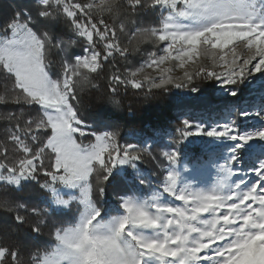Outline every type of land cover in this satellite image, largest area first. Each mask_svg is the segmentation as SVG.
Returning <instances> with one entry per match:
<instances>
[{"label":"snow or ice","instance_id":"obj_1","mask_svg":"<svg viewBox=\"0 0 264 264\" xmlns=\"http://www.w3.org/2000/svg\"><path fill=\"white\" fill-rule=\"evenodd\" d=\"M126 3L133 13L147 10L154 18L159 13L158 26L138 27L132 34L158 47L129 76L114 72L110 85L186 88L204 75L227 88L254 73H264V0ZM120 7L118 0H33L27 11H16L4 22L0 79L11 88L6 86L0 93V104L27 111L0 114L9 123L6 141L0 144V184L19 188L42 172L52 182L40 185L51 193V211L70 209L78 201L79 216L67 227L53 226L55 247L33 254L28 262L21 261L14 246L0 244V264H264V127L247 132L237 128L238 119L249 115L264 121V106L249 113L230 105L228 118L212 127L185 119L159 156L152 155L150 145L120 144L114 131H87L77 93L91 84L92 74L105 71L117 56L127 59L130 52L119 42L117 28L121 33L126 30ZM105 14L113 18L112 23ZM74 47L81 52H73ZM53 49L60 64L55 73L48 60ZM201 57L211 61V68L200 64L185 71L182 80L168 75L171 67H161L172 61L183 69ZM145 67L159 76L145 74L143 81L137 80ZM218 67L223 71L217 72ZM228 94L235 97L237 92L233 89ZM25 114L28 119H23ZM77 135L93 136L94 141L83 144ZM193 136L232 142L209 161L194 162V168L211 163L219 170L220 178L210 189L186 182L176 168L181 147ZM149 156L163 168L159 187L149 198L119 195L111 211L97 203L95 194L106 193L118 165L134 169L129 189L133 193L145 184L151 188L149 177L137 167ZM242 156L258 160L247 180L237 167ZM56 184L74 190L64 193L69 199L61 196ZM0 207L23 209L35 217L42 214L36 207L29 209L7 199L0 200ZM14 219L18 227L28 222L19 213ZM31 230L39 233L40 224Z\"/></svg>","mask_w":264,"mask_h":264},{"label":"trees","instance_id":"obj_2","mask_svg":"<svg viewBox=\"0 0 264 264\" xmlns=\"http://www.w3.org/2000/svg\"><path fill=\"white\" fill-rule=\"evenodd\" d=\"M118 2L121 5L119 9L121 19L126 23L124 32H119L117 28L119 42L122 46L128 47L130 52L127 59L117 56L105 66V71L99 75L92 74L91 84L85 85L83 90L77 93L80 97L77 107L89 131H114L118 134L117 139L120 144L132 143L141 147L150 145L152 155L159 156L169 141L177 136L175 130L182 127L183 120L187 119L193 124L212 127L228 118L226 112L228 106L236 105L242 109L252 102V91L243 82L233 88L237 92L235 97L225 96L216 87L215 78H208L204 75L196 77L186 88H176L174 84H168L165 88H153L149 83H145L141 89H134L131 85H110L109 81L114 72L129 76L130 71L140 67L147 53L156 51L158 47L150 40L133 37L132 34L138 27L158 26L159 15L153 19L147 10L133 13L127 7L126 0H118ZM32 6L33 0H0V31H3L4 22L10 19L14 12H24ZM105 19L109 23L113 22V18L107 14H105ZM72 51L79 54L81 49L74 47ZM48 60L51 61V72L59 71V57L55 49L48 54ZM153 71L145 67L143 73L136 79L143 81L144 75H150L149 73ZM6 86L11 88L10 83L0 79V93H3ZM192 87H195L197 91H191ZM113 88L116 89L115 92L112 91ZM181 90L185 93H181ZM113 100L118 103H112ZM260 101L261 104L264 103V99ZM22 111L26 113L27 109L6 108L0 104V114L15 112L19 115ZM23 119H28V115L25 114ZM8 126L7 120L0 119V144L6 141L5 129ZM243 127V121L238 119L237 128L241 131ZM218 143L219 141H213L208 137L193 136L181 147L180 159L176 168L186 182L205 189H210L215 185L221 175L217 168L211 163H205L203 167L197 165L195 168L193 165L197 161H209L213 153L229 146ZM8 148L11 156L12 146L9 144ZM243 151L244 149L241 150ZM219 163L223 161L220 160ZM186 165L188 171H185ZM251 165L252 161L247 156H242L237 165L245 180L252 177L248 172ZM137 167L149 177L151 188L145 184L140 186V192L133 193L129 189L132 185V176L135 175L134 169L128 165H118L106 185V193L103 196L95 194L97 203L111 211L117 207L119 195H139L144 199L149 198L152 191L159 187L163 168L158 165L157 161L152 160L151 156L138 162ZM44 183L50 184L51 180L41 172L36 180L23 181L19 188L14 185L9 187L0 184V200L7 199L13 203L24 204L29 209L36 207L42 213L39 217H35L31 212L25 213L23 209L9 210L0 207V244L14 246L15 250L20 252L21 261L24 262L30 261L33 254L50 251L55 247L53 226L67 227L79 216L78 201L73 203L70 209H57L56 212H52L49 208L51 193L40 188V185ZM92 183L95 185V178ZM53 207L56 206L53 205ZM17 213L25 215L28 219L23 226L16 225L14 217ZM37 223L40 224L41 231L34 233L31 229Z\"/></svg>","mask_w":264,"mask_h":264},{"label":"rangeland","instance_id":"obj_3","mask_svg":"<svg viewBox=\"0 0 264 264\" xmlns=\"http://www.w3.org/2000/svg\"><path fill=\"white\" fill-rule=\"evenodd\" d=\"M97 3H99V0H96ZM148 13V12H147ZM159 15V13L157 12L156 17L154 18L153 16H151L153 19H156L157 16ZM145 16H147V14H145ZM178 63L179 62H172V61H166L163 65H161L162 68H172V71L170 73H168V75H170L173 79H177V80H182L183 79V73L185 71H193L195 68L199 67L200 64L205 65L208 68H211V61L207 58H199V59H195L194 61H189L186 65L185 68L181 69L178 67ZM217 72H222L223 69L222 68H216ZM151 76H159V72L158 71H153L152 73H149ZM159 81L157 80V83ZM216 87L220 89L221 93H224L225 96H230L228 93L229 91L233 90L235 86H228L223 87L221 84L220 80L215 79L214 80ZM243 83L246 85V87H249L250 90L252 91V102L246 104V106L244 108H242L243 110L248 111L249 113H255L256 111H259L261 109L262 106H264V103L261 104L262 99H264V73H254L252 76L247 77ZM181 93H185L184 90H181ZM243 121L244 127L241 128V131H254L259 129L260 127H264V121L259 120L257 117H255L254 115H249L248 117H242L240 118ZM90 130V129H89ZM87 129V131H89ZM103 131H109V130H102L100 132ZM91 132V131H89ZM77 140L78 142H81L83 144H88L92 141H94V137L93 136H88L87 138L85 137H80L79 135H77ZM212 139V138H211ZM218 142V141H217ZM251 143V142H250ZM219 145H226L228 144L229 146L232 144V142L230 141H219L218 143ZM264 158V157H262ZM252 161V165L255 163H258V160H251ZM251 165V167H252ZM251 167L249 168V173L253 176L254 173L251 172ZM52 183V182H51ZM50 183V184H51ZM56 188L58 191H60L61 196L64 199H69V196H65L64 193H71L74 190L71 189H67L64 188L62 185L56 184ZM55 186V185H54ZM76 196H79V192H75ZM55 206V205H54ZM68 208H66L67 210Z\"/></svg>","mask_w":264,"mask_h":264}]
</instances>
